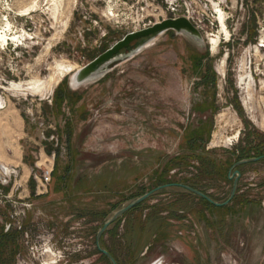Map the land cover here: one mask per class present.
I'll return each instance as SVG.
<instances>
[{
	"label": "rangeland",
	"instance_id": "374dc122",
	"mask_svg": "<svg viewBox=\"0 0 264 264\" xmlns=\"http://www.w3.org/2000/svg\"><path fill=\"white\" fill-rule=\"evenodd\" d=\"M169 1L0 0V32L10 38L0 39L1 111L24 121L14 143L33 169L29 190L45 156L55 153L45 197H26L23 205L13 196L8 207L12 181L0 182V237L7 234V208L17 214L10 219L15 238L0 239V264H109L95 239L116 210L161 181L196 182L224 202L230 167L256 157L248 135L258 133L253 142L263 144L264 0L223 2L228 36L219 22L201 31L200 45L167 31L102 77L70 84L76 70L126 33L187 15L182 4L193 22L217 7L177 0L172 14ZM210 34L219 36L214 50ZM68 65L73 70L54 84ZM241 150L248 154L240 157ZM177 154L193 156L191 165L166 171ZM237 170L228 204L212 207L166 188L114 222L99 245L118 264H264V161ZM35 232L44 238H33Z\"/></svg>",
	"mask_w": 264,
	"mask_h": 264
},
{
	"label": "water",
	"instance_id": "95a60500",
	"mask_svg": "<svg viewBox=\"0 0 264 264\" xmlns=\"http://www.w3.org/2000/svg\"><path fill=\"white\" fill-rule=\"evenodd\" d=\"M167 31H173L176 34H183L198 45L203 43V37L201 32L187 18L181 16L177 18L169 17L166 19H162L161 21L154 22L153 24L147 27H143L139 30L126 33L121 39L117 40L102 53L98 54L96 57L90 60L87 64L76 70L71 76L70 84L74 87H78L89 80L102 77L121 63L131 59L135 54H137L144 47L149 45L151 42H153L160 35L164 34ZM122 50L124 51L123 53L120 52ZM261 159H264V155L261 157L242 158L240 160H237L230 167L228 178H233L232 188L228 198L221 203L215 202L204 193L182 184H166L157 186L149 190L148 192L129 202L127 205L116 210L109 218H107L103 222L102 226L98 229L96 233L95 242L97 249L102 255L107 258L110 264H118L117 261L113 258V256L107 250L101 248V246L99 245V241L102 235L114 222L121 218L126 212H128L138 204L142 203L154 193L162 189L168 188L172 185L181 187L187 190L188 192H191L192 194L205 199L207 202L216 207L228 204L235 196L236 189L238 186V179L240 173L237 170V167L248 163H254Z\"/></svg>",
	"mask_w": 264,
	"mask_h": 264
},
{
	"label": "built area",
	"instance_id": "2783aa9c",
	"mask_svg": "<svg viewBox=\"0 0 264 264\" xmlns=\"http://www.w3.org/2000/svg\"><path fill=\"white\" fill-rule=\"evenodd\" d=\"M196 1V2H195ZM226 0H194L193 4H203L204 8L208 9L207 4H213L217 6L215 9H212L209 14H207L205 11H202L201 17L202 20H198V22H193L191 21L190 17L188 16L189 10L188 7L186 6L187 4H182L183 8L185 9L187 15H183V17L187 18L200 32L204 31L205 29H208L215 26V23H218V10H223L222 3L225 2ZM185 3V2H183ZM169 5L172 7L170 8V12L174 14L178 6L180 5L177 0H170ZM179 16H176L175 14L173 15L172 18H177ZM227 19V18H226ZM224 18V22L226 21ZM206 21V24L203 22ZM6 107V101L4 98L0 96V110L4 109ZM52 139V137H51ZM41 157V156H40ZM55 159V153L51 152L49 157L45 156V162L47 163L42 170H40L39 173H34L33 178L36 180V185H35V192L38 194H44L48 191V185L51 180V173L53 169V163ZM5 178V182H2V180ZM11 182V189L10 192L17 190L19 187H21L20 181H21V176L19 174V170L14 167H6L1 165L0 166V182L4 184H7L8 182Z\"/></svg>",
	"mask_w": 264,
	"mask_h": 264
},
{
	"label": "crops",
	"instance_id": "0c3cea01",
	"mask_svg": "<svg viewBox=\"0 0 264 264\" xmlns=\"http://www.w3.org/2000/svg\"><path fill=\"white\" fill-rule=\"evenodd\" d=\"M24 127V121L16 111L0 110V165L17 168L21 174V189L27 192L33 169L26 164L23 149L14 143L19 134L25 133Z\"/></svg>",
	"mask_w": 264,
	"mask_h": 264
},
{
	"label": "trees",
	"instance_id": "16d2710c",
	"mask_svg": "<svg viewBox=\"0 0 264 264\" xmlns=\"http://www.w3.org/2000/svg\"><path fill=\"white\" fill-rule=\"evenodd\" d=\"M213 83V82H212ZM233 85V84H232ZM231 85V86H232ZM234 108H235V110H236V112H237V114H239L240 116L242 115L241 114V112H242V110H241V107H240V105H239V103L238 102H235L234 103ZM256 136H259V134L258 133H252V134H249L248 135V137H251V139L250 140H248V145H249V150H252L253 152H254V154H255V156L256 157H261V156H263L264 155V139H263V141H262V143L263 144H254V142H253V140L256 138ZM197 141H201L200 139H197ZM202 142V141H201ZM252 143H253V145H252ZM201 150H205L204 148H202L201 147ZM51 152V147H49V149H47V153H50ZM235 152H237V150H235ZM234 151L232 152V154L233 155H235L234 153H235ZM241 152L242 153H240V157H242V156H246L248 153V151H246V152H244V150H241ZM203 154H206L205 153V151L203 152ZM201 159H206L205 157L206 156H199ZM191 159H193V156H190V155H188V154H183V155H180V154H177L176 156H174V157H172V158H169L168 160H167V162H165V166L163 167V168H165L166 169V171H169V169L170 168H183V169H185V168H187V167H189L191 164H190V160ZM262 161H264V159H261ZM218 164H219V162H218ZM213 165H215V163L213 164ZM31 179V178H30ZM166 184H182V185H187V186H189V187H191V188H194V189H196V190H198V191H200V192H202V193H204L205 195H207L211 200H213V201H217V199H215L212 195H210L209 193H207L206 192V190L203 188V187H200L196 182H188V181H183V182H166V181H161L160 183H158L157 184V186H161V185H166ZM168 188H180V189H182L186 194H189V195H192V196H194V197H197V198H199L201 201H203V202H206L208 205H210V206H212V207H216V206H214V205H212V204H210L209 202H207L205 199H203V198H200V197H198V196H196V195H194V194H192L191 192H188L187 190H185V189H183V188H181V187H178V186H174V185H172V186H170V187H168ZM166 189V188H165ZM163 190V189H162ZM137 207V206H136ZM133 209V208H132ZM6 236V235H5ZM5 236H1L0 237V239H3V238H5ZM12 239H14L13 237H12ZM110 253V252H109ZM102 257L110 264V262L107 260V258L104 256V255H102Z\"/></svg>",
	"mask_w": 264,
	"mask_h": 264
},
{
	"label": "flooded vegetation",
	"instance_id": "af4514ba",
	"mask_svg": "<svg viewBox=\"0 0 264 264\" xmlns=\"http://www.w3.org/2000/svg\"><path fill=\"white\" fill-rule=\"evenodd\" d=\"M121 53H123L124 51L122 50V51H120ZM237 136H238V134H237ZM23 193H25V191L24 190H15L14 191V193L13 192H10V190H8L7 191V195L5 196L6 198H7V203H9L8 204V207H10V202H12V199H11V197H17V199L19 200V201H22V202H17V203H19V204H23V205H25V203H24V199L26 198V197H45V195L48 193V191L46 192V193H44V194H38V193H36L34 190L33 191H31V190H29V191H27V195H25V194H23ZM14 203H16V202H14ZM23 215H24V219L25 218H27V216H26V213L24 212L23 213ZM14 216H17V214L16 213H12L11 211H10V208H7V217H6V221H5V225L7 226V228H6V231H7V234H6V237L8 238V240H9V242H10V240L12 239V237L13 238H15L14 236V234L11 232V229H12V223H11V221H10V219L11 218H13V219H15L14 218ZM50 228H51V230H52V224L50 223ZM20 227V229H21V227L22 226H19ZM23 228V227H22ZM16 233H18L19 234V232L18 231H15ZM25 237L28 239L29 238V240H26V243H29L30 242V240H32V238L29 236V234L28 233H26V235H25ZM33 238H39V239H43L44 237L43 236H41L40 234H38V235H36V232H35V235L33 234V236H32ZM54 237V235H52V234H50V236H49V239H48V241H50L52 238ZM35 242H38L37 240H34V243ZM8 246H9V243H8Z\"/></svg>",
	"mask_w": 264,
	"mask_h": 264
},
{
	"label": "bare ground",
	"instance_id": "6f19581e",
	"mask_svg": "<svg viewBox=\"0 0 264 264\" xmlns=\"http://www.w3.org/2000/svg\"><path fill=\"white\" fill-rule=\"evenodd\" d=\"M30 9V8H29ZM28 11H30V10H28ZM217 11H218V22H219V24H220V26H221V28H222V31L224 32V34L226 35V36H228V31L226 30V27H225V23H224V17H223V13H222V11L221 10H218L217 9ZM25 13V12H24ZM27 13V12H26ZM6 29V28H5ZM6 32V31H5ZM5 32H0V39H1V41H4V40H10V38H8V36H7V34L5 33ZM11 36V35H10ZM212 37V38H209V37ZM218 41H219V36L216 34V35H213V34H210L208 37H207V43L210 45V49L211 50H214L215 48H216V46L218 45ZM223 64H224V60L222 59L221 61H220V65H219V67H218V72L220 73V74H222L223 73ZM61 66V65H60ZM73 70V67L72 66H70V65H68V66H65V67H62V70H61V72H60V75L58 76V78L55 80V82H54V84H57L58 82H59V80L61 79V77L64 75V72L65 73H70L71 71ZM51 80V79H50ZM51 82V81H50ZM54 87V86H53ZM15 88H19V86L18 85H13V84H11V86H10V88L9 89H15ZM21 89V88H20ZM52 86L50 87L49 86V90H50V92L52 91ZM222 118V117H221ZM12 123H13V121H12ZM10 124V123H9ZM11 126H13V125H11ZM261 126H262V128H264V120L262 121V123H261ZM19 127V126H18ZM236 137H237V135H236ZM12 142V141H11ZM1 151V150H0ZM1 166V165H0Z\"/></svg>",
	"mask_w": 264,
	"mask_h": 264
}]
</instances>
